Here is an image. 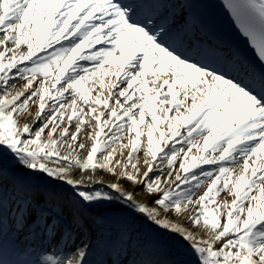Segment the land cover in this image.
<instances>
[{
    "label": "snow or ice",
    "instance_id": "6c2138e0",
    "mask_svg": "<svg viewBox=\"0 0 264 264\" xmlns=\"http://www.w3.org/2000/svg\"><path fill=\"white\" fill-rule=\"evenodd\" d=\"M228 7L259 68L203 0H0V264H91L105 206L264 264V0Z\"/></svg>",
    "mask_w": 264,
    "mask_h": 264
},
{
    "label": "bare ground",
    "instance_id": "6f19581e",
    "mask_svg": "<svg viewBox=\"0 0 264 264\" xmlns=\"http://www.w3.org/2000/svg\"><path fill=\"white\" fill-rule=\"evenodd\" d=\"M203 2L207 4V8L204 12L211 22L216 36L233 49L242 53L248 60L249 58L247 55L227 31L224 18L214 0H203ZM250 62L253 63V61ZM256 67L259 68L257 65ZM106 179H110V177H106ZM96 213L97 218L94 227L97 235L102 237V239L97 241L98 247L90 258L91 264H107L108 261H111L110 258L115 255V249L117 248H120L121 250L123 249L126 254L131 253L133 257L128 256V260L134 262L133 264H142V262L148 260L172 257H179L185 261L186 264H194V257L186 247L182 245V242H180L177 237L170 236L168 233H163L147 222L137 220V230L133 233V239L131 242H126V236L124 237L125 242H122L120 236L125 230L124 218L128 214L114 206L98 208L96 209ZM7 216L8 204L6 202L5 221L8 220ZM152 238L159 239L160 244L158 249L143 246L144 240ZM134 249H137V251ZM113 264H115V262H113Z\"/></svg>",
    "mask_w": 264,
    "mask_h": 264
},
{
    "label": "rangeland",
    "instance_id": "374dc122",
    "mask_svg": "<svg viewBox=\"0 0 264 264\" xmlns=\"http://www.w3.org/2000/svg\"><path fill=\"white\" fill-rule=\"evenodd\" d=\"M200 193L198 192L197 193V196L199 195ZM224 193H221L220 194V197H218V199H222L223 197H224ZM38 245H39V241H38V243H37ZM135 251H137V249H134ZM115 255H113V257H111L110 258V260L111 261H113V262H115V264H133L134 262H130L129 260H128V256L129 257H133V255L131 254V253H128V254H126L125 252H124V250L122 249H120V248H117V249H115ZM110 261V262H111Z\"/></svg>",
    "mask_w": 264,
    "mask_h": 264
}]
</instances>
